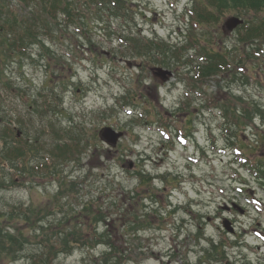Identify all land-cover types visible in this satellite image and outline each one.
I'll list each match as a JSON object with an SVG mask.
<instances>
[{"label":"rangeland","instance_id":"rangeland-1","mask_svg":"<svg viewBox=\"0 0 264 264\" xmlns=\"http://www.w3.org/2000/svg\"><path fill=\"white\" fill-rule=\"evenodd\" d=\"M122 1L125 16L104 17L108 6L81 0L74 22L3 63L0 151L10 124L35 147L26 159L0 155V264H264V212L255 205L264 190L222 154L242 147L264 164V71L247 70L264 56H249L255 46L223 28L236 14L199 16L216 2ZM243 18L259 24L264 10ZM198 40L225 71L192 84L202 69ZM228 99L244 121L235 133L217 105ZM51 125L69 144L65 156ZM107 130L121 134L116 145ZM79 132L81 142H71ZM232 203L245 213L229 214ZM63 242L70 248L56 253Z\"/></svg>","mask_w":264,"mask_h":264},{"label":"trees","instance_id":"trees-1","mask_svg":"<svg viewBox=\"0 0 264 264\" xmlns=\"http://www.w3.org/2000/svg\"><path fill=\"white\" fill-rule=\"evenodd\" d=\"M18 3L29 6L30 14L18 12L10 7L9 0H0V72H3V63L7 62L8 58L12 57L13 54L20 53L25 54L31 44L39 42L41 35L44 33H52L53 26L58 24L61 27L68 26L71 22H74V17L78 15V4L81 0H16ZM101 4V8L106 6L111 9H115L114 15L121 16L122 12L126 9L124 7V2L122 0H92ZM216 2L217 7L209 11L207 15V21L211 19L214 20L213 15L210 12L218 10L222 13H225L226 10L236 14L237 16L243 17L246 13L251 11H263L264 10V0H209ZM113 3L116 5V8L111 6ZM113 15V16H114ZM204 17L203 15H199ZM104 19V18H103ZM218 20V19H217ZM259 24L249 23L244 24L240 27V32L238 36L240 41L245 42V44H251L255 48H251V54L249 56L256 57L261 56V52L264 53V19L258 20ZM262 43L254 44L252 41H259ZM162 45H158L160 47ZM151 47V46H150ZM164 47V46H163ZM262 47V48H261ZM149 48V46H147ZM259 50V51H258ZM250 51V50H249ZM258 51V56L254 52ZM219 53V52H218ZM221 55V53H220ZM247 58V57H246ZM245 60L243 56L240 57V60ZM213 64V65H212ZM212 64L208 67H202L201 71L195 78V82L203 81L205 78L210 77L211 75L215 76L223 72V68L220 64H216L215 60H212ZM253 67V66H251ZM225 71V70H224ZM227 71V70H226ZM201 72V73H200ZM234 72V71H233ZM237 76V72L235 71ZM211 78V77H210ZM229 101V100H228ZM232 108L230 106L225 107V112H230ZM240 119H242L240 117ZM55 133L60 137V130H55ZM4 141L5 148L0 151L1 156H6L7 159H21L27 153H31L35 145L30 144V138L22 139L17 135L15 130L4 131L2 137ZM77 142H81V137H78ZM66 144L56 143L55 148L60 152L59 156H65ZM89 212H92L91 208H88ZM101 217L104 218V215L101 212H97L93 215V218ZM102 238H105V235H101ZM68 238V237H67ZM66 238V239H67ZM5 242H0V248L6 247ZM52 248H57V252H64L67 248H70V242H63L60 246H51ZM70 250V249H69ZM50 257V253L48 255ZM116 257V256H115ZM53 257L47 261L51 263ZM106 260V259H105ZM104 260V261H105ZM109 262L105 264H121L120 258L116 257L112 261V258L109 259Z\"/></svg>","mask_w":264,"mask_h":264},{"label":"water","instance_id":"water-1","mask_svg":"<svg viewBox=\"0 0 264 264\" xmlns=\"http://www.w3.org/2000/svg\"><path fill=\"white\" fill-rule=\"evenodd\" d=\"M242 21L238 20L237 18H232L227 22V27L229 29H233L234 27H236L238 24H240ZM108 133H111V135H107L106 139L108 142L112 143V144H116L118 138L121 136V134H113L110 130H107Z\"/></svg>","mask_w":264,"mask_h":264}]
</instances>
